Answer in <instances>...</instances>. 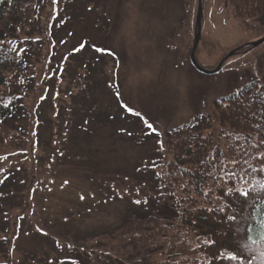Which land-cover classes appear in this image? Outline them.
I'll return each instance as SVG.
<instances>
[{"label":"rangeland","instance_id":"rangeland-1","mask_svg":"<svg viewBox=\"0 0 264 264\" xmlns=\"http://www.w3.org/2000/svg\"><path fill=\"white\" fill-rule=\"evenodd\" d=\"M196 12L197 0H49L22 32L32 80L25 117L0 128V264H77L74 249L80 264L87 253L129 262L143 251L115 228L130 207L169 206L152 203L150 180L168 133L264 66L263 43L197 72ZM263 36L264 22L242 25L230 0H202L198 65L211 71ZM170 240L160 229L140 263L159 264Z\"/></svg>","mask_w":264,"mask_h":264},{"label":"trees","instance_id":"trees-1","mask_svg":"<svg viewBox=\"0 0 264 264\" xmlns=\"http://www.w3.org/2000/svg\"><path fill=\"white\" fill-rule=\"evenodd\" d=\"M48 3L0 0V128L26 115L22 97L32 80V41L20 35ZM230 3L242 25L246 19L264 22V0ZM250 49L248 44L239 53ZM165 147L167 157L150 180L158 197L152 203L169 200V206L161 203L155 213L152 206L130 207L115 229L143 251L129 262L112 255L107 264L149 262L162 228L171 230V240L159 264H264V66L253 80L216 99L210 113H196L171 130ZM241 191L250 192L247 204ZM74 251L80 264L84 251ZM87 254L82 264H99Z\"/></svg>","mask_w":264,"mask_h":264},{"label":"water","instance_id":"water-1","mask_svg":"<svg viewBox=\"0 0 264 264\" xmlns=\"http://www.w3.org/2000/svg\"><path fill=\"white\" fill-rule=\"evenodd\" d=\"M201 7H202V0H197V12H196V18H195V24H196V32H195V35L193 37V43H192V47H191V50H190V55H189V58H190V62L192 64V66L194 67V69L200 73H203V74H208V75H211V74H215L217 73L222 65L224 64V62L229 59L231 56L235 55L236 53L239 52V50L242 48V47H245L247 46V44L241 46V47H238L236 49H233L231 51H229L220 61L219 63L217 64V66L211 70V71H207V70H204L202 67H200L197 63V60H196V57H195V52H196V49H197V46H198V43L200 41V37H201ZM264 43V36L262 38H260L259 40H257L256 42L252 43V44H249L251 45V47H257L261 44Z\"/></svg>","mask_w":264,"mask_h":264},{"label":"snow or ice","instance_id":"snow-or-ice-1","mask_svg":"<svg viewBox=\"0 0 264 264\" xmlns=\"http://www.w3.org/2000/svg\"><path fill=\"white\" fill-rule=\"evenodd\" d=\"M129 111H131V109H129ZM145 123L147 125V128L152 129L153 131H155V129H153V125L151 123H148L147 121H145ZM261 188L264 189V185H261ZM240 196L245 198V200L242 203L243 204H247L248 203L247 198L250 196V192L249 191H241L240 192ZM262 198H264V197H262ZM254 201H255V198H253V203H254ZM137 203H139V201H137ZM261 212L264 213V207H262ZM229 219L230 220H235V216H231V217H229ZM251 230H252L251 228L248 229V231H251ZM239 254L242 255L243 253L241 252ZM231 259H237V256H232Z\"/></svg>","mask_w":264,"mask_h":264}]
</instances>
